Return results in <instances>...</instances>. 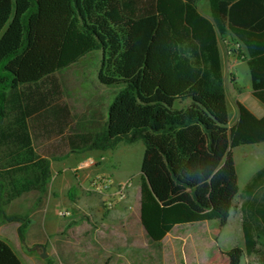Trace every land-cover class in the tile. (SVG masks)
<instances>
[{"label":"trees","instance_id":"obj_1","mask_svg":"<svg viewBox=\"0 0 264 264\" xmlns=\"http://www.w3.org/2000/svg\"><path fill=\"white\" fill-rule=\"evenodd\" d=\"M199 2L0 0V191L7 202L43 196L51 160L141 140L140 224L151 242L179 225L227 223L241 196L244 246L228 250L225 262L242 264L259 246L257 264H264V167L241 191L234 157L238 147L264 144V116L237 102L230 126L218 43L233 35L246 46L253 95L264 105V0H209L212 20ZM93 52L102 53L100 85L115 96L96 134L76 124L56 75ZM231 52L240 57V49ZM0 217L23 221L1 200ZM26 229L19 228L22 242ZM0 264H24L1 239Z\"/></svg>","mask_w":264,"mask_h":264},{"label":"rangeland","instance_id":"obj_2","mask_svg":"<svg viewBox=\"0 0 264 264\" xmlns=\"http://www.w3.org/2000/svg\"><path fill=\"white\" fill-rule=\"evenodd\" d=\"M205 1L200 2L201 8ZM227 47L229 56L234 55L231 50H238L235 42H229ZM240 53L241 49L238 55ZM101 60L102 53L93 52L57 73L65 98L70 103L80 105L84 99L87 103L101 92L106 109L109 102H113L115 96L112 91L100 88L98 73ZM239 64L236 87L241 88V101L252 108L250 100L254 97L249 93V69L247 64ZM224 66L232 126L238 114L233 93L234 73L226 63ZM260 106L263 107L262 104ZM144 153L145 145L141 140L133 144L122 142L116 155L109 159L114 168L121 165L133 185L135 181V191L130 192L129 201L124 204L126 215L122 219H113L115 211L105 208L103 200L96 209H82L76 206V197L72 202L63 196L60 197L63 200L59 202L60 210L56 209L50 194L56 189L54 183L43 196L32 192L11 202L6 201L3 187L0 191L2 208L8 215L20 217L23 221L8 222L0 217V239L7 242L25 264H47L48 261L52 264H226L224 254L234 246H244L241 196L227 223L210 221L179 225L160 244L153 243L139 222L140 174ZM97 155L92 154L95 158H98ZM234 157L239 186L243 191L264 167V144L238 147L234 150ZM71 164L68 167L74 169L76 164L72 161ZM24 223L27 224L26 240L22 242L19 228ZM42 224L46 225L45 230ZM259 250L257 246L251 255H245L242 264H257ZM44 251L48 255L46 259L42 257Z\"/></svg>","mask_w":264,"mask_h":264},{"label":"crops","instance_id":"obj_3","mask_svg":"<svg viewBox=\"0 0 264 264\" xmlns=\"http://www.w3.org/2000/svg\"><path fill=\"white\" fill-rule=\"evenodd\" d=\"M201 1L202 0H200V2ZM200 2L198 3V9L200 13L204 17L212 20L209 0H206L204 2V6L202 8L200 5ZM229 42H233V43L235 42L236 44H238V40L233 35L227 36L226 39H223L219 36L218 43H219L221 57H222L224 79H226V71H225V66H224V64L226 63L230 71L234 73L233 93H234L236 107H237V102H241L243 105L245 104L241 101V94H242L241 88L236 87L238 85L237 83L238 74L236 70L237 68L240 67L239 62L245 63L248 66L247 60L249 59V54H248L246 46L243 44L242 45L239 44L241 46L240 57H236L235 54L229 56L227 54L228 47L226 48V44L228 45ZM249 74H250V70H249ZM250 79H251V76H250ZM100 88L107 89L106 87L102 85H100ZM249 93L254 97L253 89H252V80H251V86L249 87ZM64 98H65V95H64ZM104 100L105 99L103 96V92L95 94L92 97L91 101L87 103H85L86 100L84 99L83 100L84 103L80 105L78 104L73 105L65 98V101L69 103V105L72 107L73 112L75 113L76 124L77 123L84 124L86 128L88 129V131H91V133L93 134L99 133L100 131V129L97 127L98 126L97 123L100 121L106 122L107 120V109L105 105L106 102ZM250 102L253 106L252 108H250L248 105H245V106L252 113H254L258 118H262L264 116V105L255 97L251 99ZM260 103L263 105V107L260 106L261 105ZM109 105H110V102L108 104V107ZM237 113H238V108H237ZM238 117H239V113L236 116L234 124L237 122ZM120 144H118L117 147L113 150H107V151L94 150V151H88L84 153L76 152V153H70L67 157L60 159V160H51L52 179L49 183V186L51 183H54V186H56L55 187L56 189L54 190V192L52 193L50 192L52 199L55 200L52 202V204L53 205L55 204L56 209L60 210L61 208L59 202H61L62 199H60V197L65 196L64 198H68L69 200L72 201V199L69 197L72 190L74 191V194L76 197V204H77L76 206L82 209H85V208L86 209H90V208L96 209L97 207L100 206L101 200L105 201L108 198L113 197L115 193V188H113L110 191V193L107 194L106 196H97L93 193L86 191L89 185V181L93 176H96V175L110 176L111 178H113L115 184H119L127 180H130V176L125 174V171L121 168V165L120 166L117 165L116 168H114L111 162H109L110 157L112 158L116 155V152L118 151V146ZM93 153H97L98 158L104 157L105 161L100 163L96 167L90 168L85 171L77 172L76 169H77L78 164L86 157L92 156ZM71 161L73 162V164H76L74 169H72L71 167H68V166H72ZM140 177H141V174H140ZM49 186H48L46 193L49 192ZM135 188L136 187H135V181H134V188L131 191V193L135 191ZM140 199H141V193H140ZM124 204L125 203L116 202L115 208L113 209L115 212H113L112 214L113 219H120V218L122 219L123 216L126 215V212H125L126 206ZM103 205L106 208L105 203ZM139 222H140V201H139ZM42 228L45 230L46 225L42 224ZM33 264L35 263L33 262Z\"/></svg>","mask_w":264,"mask_h":264},{"label":"built area","instance_id":"obj_4","mask_svg":"<svg viewBox=\"0 0 264 264\" xmlns=\"http://www.w3.org/2000/svg\"><path fill=\"white\" fill-rule=\"evenodd\" d=\"M238 50L241 48L239 44H237ZM236 50V49H235ZM104 157L95 158L92 156L86 157L83 159L77 166L76 171H85L90 168L98 166L100 163L104 162ZM133 181L127 180L125 182L115 184L113 178L107 175H96L93 176L87 187V191L93 193L97 196H106L110 193V191L115 188V193L113 197L105 200V206L109 210H113L115 208L116 202L120 203H128L130 192L133 189ZM70 214V213H66Z\"/></svg>","mask_w":264,"mask_h":264},{"label":"water","instance_id":"obj_5","mask_svg":"<svg viewBox=\"0 0 264 264\" xmlns=\"http://www.w3.org/2000/svg\"><path fill=\"white\" fill-rule=\"evenodd\" d=\"M42 257L45 258V259L48 257V255L45 253V251H44V253L42 254Z\"/></svg>","mask_w":264,"mask_h":264}]
</instances>
